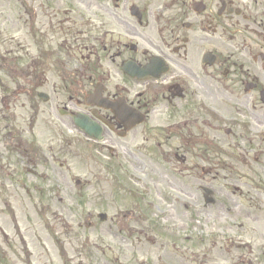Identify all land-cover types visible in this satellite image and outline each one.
<instances>
[{"label":"flooded vegetation","instance_id":"flooded-vegetation-1","mask_svg":"<svg viewBox=\"0 0 264 264\" xmlns=\"http://www.w3.org/2000/svg\"><path fill=\"white\" fill-rule=\"evenodd\" d=\"M32 1L18 39L28 62L19 59L15 79L1 83L0 170L15 169L14 160L23 174L42 164L56 174V152H46L55 137L65 138L67 153L87 148L127 161L150 198L145 210H118L110 218L146 244L136 254H126L123 237L112 260L80 250L63 264H264V226L245 241L229 234V226L245 225L232 207L238 217L243 208L254 209L245 216L248 225L264 223V0ZM40 91L48 92L47 101ZM18 114L28 116L29 132L49 123L40 134L52 135L46 152L24 138ZM96 128L100 139L89 134ZM8 145L16 147L11 155ZM136 154L145 160L132 163L128 157ZM170 158L175 162L163 168L160 161ZM168 174L202 221L200 234L185 236L193 243L189 259L177 242L164 246L157 231L180 202L170 196L161 206L153 198L163 182L155 176ZM151 205L158 211H147ZM69 213L89 220L98 214Z\"/></svg>","mask_w":264,"mask_h":264},{"label":"rangeland","instance_id":"rangeland-1","mask_svg":"<svg viewBox=\"0 0 264 264\" xmlns=\"http://www.w3.org/2000/svg\"><path fill=\"white\" fill-rule=\"evenodd\" d=\"M32 6V0H0V99L4 93L1 83L7 84L15 79L19 59L23 58L28 62L25 55L27 51L21 53L18 39L21 35L23 20L30 18L23 14V11L26 10L30 15ZM26 44L31 48L30 37L26 40ZM23 54L24 57H22ZM38 123L39 131L35 129V132H29L28 116L18 114L15 120L17 126L26 130L24 138L29 143L34 141L36 146L46 152L50 142L45 139L52 135L48 132L42 139L40 134L49 126V123L46 121ZM52 146L54 148L52 152H46V154L49 156L51 153L54 154V151L56 152L55 172L65 175L64 182L53 171L50 172L51 165L42 164V166L35 167L34 174H23L21 165L17 164L19 161L12 160L11 167L15 169L0 170V180L4 179L5 183L4 187H0V264H63L67 256L74 254L76 256L80 250L92 253L95 259L112 260L115 256V245L123 237L128 240V249L125 250L127 255L136 254V248L145 247L144 242L138 244L137 233H128L125 228H116L110 222L114 212L128 209L142 211L145 210L142 208L144 201L150 200L144 192L143 183H137L130 176L134 170L128 162L119 164L121 160L111 159L109 156L97 154L87 148L78 150L77 154L67 153L63 149L65 140L59 137H55ZM6 148L9 155L16 149L9 145ZM128 158L134 164L145 160V157L140 154H136V159ZM174 162L171 158L168 161H160L163 168L171 167ZM27 168L33 167L27 165ZM173 173L177 175L176 172ZM151 177L154 178V174ZM155 177L164 182L162 186H157L156 193H153V198L156 197L155 200L159 205L169 203L170 196L171 198L177 196L180 200L176 204L177 209L172 210L175 214L160 220L163 225L160 230H157L162 234L160 242L166 247L169 246V249L172 242H177L181 252L187 255L184 259L186 257L189 259L193 243L191 240H186L185 236L200 234L202 230H198L200 229L198 226L202 224V221L193 214L195 211H193L192 200L186 197L180 198L176 194L181 189L179 181L173 179L170 174L162 178ZM77 178L82 180L84 188L75 185ZM166 185H171V187L167 188ZM134 189L140 198L135 196ZM163 192H165V198H163ZM259 196L263 201H260V205L262 204L264 209V195ZM228 202L232 204L233 200ZM87 208L94 213L106 212L108 220L101 222L96 216L89 220L72 216L69 213V211H80ZM146 210L158 211L156 207L152 208V205ZM231 212L236 215L235 218H238L236 222L243 221L245 225L242 227L229 226L230 239H249L253 237L254 232L262 231L264 223L248 225L250 217L245 219L246 215L255 212L253 208L249 210L243 208L244 214L239 217L237 209L232 207ZM254 228L256 231L253 232ZM85 245H87L86 248ZM194 245L198 249L205 247L195 242ZM207 247L211 246L207 244ZM232 249L231 247V255L233 254ZM219 253L223 257L224 249H219ZM260 260L264 263V256Z\"/></svg>","mask_w":264,"mask_h":264},{"label":"water","instance_id":"water-1","mask_svg":"<svg viewBox=\"0 0 264 264\" xmlns=\"http://www.w3.org/2000/svg\"><path fill=\"white\" fill-rule=\"evenodd\" d=\"M39 95H40V96H45V94H44V93H39Z\"/></svg>","mask_w":264,"mask_h":264}]
</instances>
